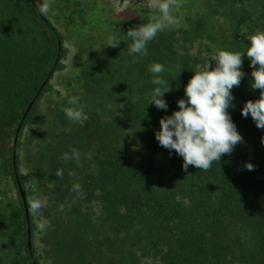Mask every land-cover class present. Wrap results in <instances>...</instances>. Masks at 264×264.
<instances>
[{"label": "trees", "instance_id": "16d2710c", "mask_svg": "<svg viewBox=\"0 0 264 264\" xmlns=\"http://www.w3.org/2000/svg\"><path fill=\"white\" fill-rule=\"evenodd\" d=\"M103 1L50 0L43 16L36 0H0V264H264V129L242 115L259 98L247 57L228 109L243 137L231 155L185 171L155 139L217 50L246 54L247 36L264 31V0H181L179 23L146 56L129 55L126 33L160 14ZM152 63L165 66L167 110L150 104ZM72 96L83 123L62 111ZM72 149L79 164L61 159ZM33 195L45 202L38 216Z\"/></svg>", "mask_w": 264, "mask_h": 264}, {"label": "clouds", "instance_id": "9594fccd", "mask_svg": "<svg viewBox=\"0 0 264 264\" xmlns=\"http://www.w3.org/2000/svg\"><path fill=\"white\" fill-rule=\"evenodd\" d=\"M149 6L157 11L159 17L150 18L149 22L130 28L126 33L129 55H147V44L154 40L158 33L165 31L170 26L179 23L174 15L175 10L181 7V0H149ZM36 8L43 16L51 11L50 0H36ZM250 42L246 54L217 50L211 60L215 61L212 68L208 63L203 71H195L184 89L186 99H180L179 111H174L171 116H165L160 120V130L156 132L155 139L159 145L174 151L183 158V169L187 171L189 166H194L200 171H208L213 162L221 161L224 155H231L235 146L243 142V137L237 131L232 122L228 109L234 99L232 89L241 84L245 73L241 70L243 58L250 61L251 88L259 90V98L245 103L242 115H249L257 128L264 129V31L257 30L255 34L247 36ZM121 41L110 35L107 45L111 48L119 47ZM152 74L151 83L155 86L151 93L150 104H154L159 110H167L168 104L164 99L170 92L168 82L162 78L165 66L161 63H152L148 67ZM69 107L62 108L66 117L74 123H83L87 118L79 104V97L72 96L68 100ZM123 108V105L122 107ZM81 153L77 149L65 152L61 159L65 162L74 160L80 163ZM92 159V153L87 156ZM245 167L249 171L254 170V165L247 163ZM56 175L63 177V170L58 169ZM74 175V173H69ZM71 191L81 199L85 198L81 185L77 182L72 185ZM30 215L42 214L45 207L44 200L36 195L27 197ZM38 230L46 228L44 222L36 224Z\"/></svg>", "mask_w": 264, "mask_h": 264}, {"label": "rangeland", "instance_id": "374dc122", "mask_svg": "<svg viewBox=\"0 0 264 264\" xmlns=\"http://www.w3.org/2000/svg\"><path fill=\"white\" fill-rule=\"evenodd\" d=\"M81 1H82V0H81ZM83 1H84V4H87V3H86L87 1H88L89 3H90V2H92V3H97L96 5H97L98 7H100L101 9H102L103 7H105V4H106V3H104L103 0H83ZM141 3H146V2L142 0Z\"/></svg>", "mask_w": 264, "mask_h": 264}, {"label": "water", "instance_id": "95a60500", "mask_svg": "<svg viewBox=\"0 0 264 264\" xmlns=\"http://www.w3.org/2000/svg\"><path fill=\"white\" fill-rule=\"evenodd\" d=\"M147 3L149 4V0H147ZM61 49H62V45H61V42L59 41V53H58V57H57L56 63L60 60V57H61ZM52 73H53V72L51 71V72H50V75H51ZM49 77H50V76H49ZM49 77H48L47 80L45 81L44 85L47 83ZM44 85H43V87H44ZM43 87H42V88H43ZM42 88H41V89H42ZM18 132H19V131H18ZM14 152H15V150H14ZM29 234H30V231H29Z\"/></svg>", "mask_w": 264, "mask_h": 264}, {"label": "flooded vegetation", "instance_id": "af4514ba", "mask_svg": "<svg viewBox=\"0 0 264 264\" xmlns=\"http://www.w3.org/2000/svg\"><path fill=\"white\" fill-rule=\"evenodd\" d=\"M143 1H145L147 3V0H143Z\"/></svg>", "mask_w": 264, "mask_h": 264}]
</instances>
